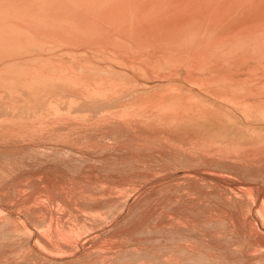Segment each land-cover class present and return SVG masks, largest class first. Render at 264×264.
Here are the masks:
<instances>
[{
  "label": "bare ground",
  "instance_id": "1",
  "mask_svg": "<svg viewBox=\"0 0 264 264\" xmlns=\"http://www.w3.org/2000/svg\"><path fill=\"white\" fill-rule=\"evenodd\" d=\"M79 129L264 173V0H0V140Z\"/></svg>",
  "mask_w": 264,
  "mask_h": 264
},
{
  "label": "rangeland",
  "instance_id": "2",
  "mask_svg": "<svg viewBox=\"0 0 264 264\" xmlns=\"http://www.w3.org/2000/svg\"><path fill=\"white\" fill-rule=\"evenodd\" d=\"M76 131L0 140V264H264V173Z\"/></svg>",
  "mask_w": 264,
  "mask_h": 264
}]
</instances>
